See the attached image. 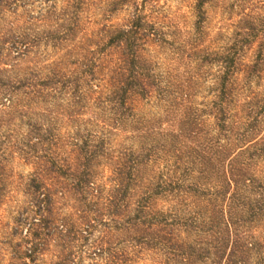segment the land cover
I'll return each mask as SVG.
<instances>
[{
  "label": "trees",
  "instance_id": "1",
  "mask_svg": "<svg viewBox=\"0 0 264 264\" xmlns=\"http://www.w3.org/2000/svg\"><path fill=\"white\" fill-rule=\"evenodd\" d=\"M139 1L110 0L88 34L85 14L94 0H0V107L8 109V118L0 119V181L8 155L34 168L29 181L38 219L26 230L31 239L24 254L42 252L52 237H87L100 223L96 255L116 259L150 250L163 255L161 264H264L258 111L247 122L232 113L236 75L251 78L264 62V44L259 39L250 65L241 63L234 45L204 50L202 61L219 63L221 70L207 109H193L181 85L162 86L147 45L168 41L155 7ZM206 1L195 0L196 32ZM34 3L40 4L36 12ZM125 3L131 5L126 19L112 23ZM246 23L248 49L258 31ZM41 46L61 53L49 60L43 52L24 68L17 64ZM153 92L171 108L182 106L177 129L153 134V123L140 114V102ZM203 112L212 117L207 126ZM59 200L77 204L79 225L51 217ZM121 242L131 251L118 248Z\"/></svg>",
  "mask_w": 264,
  "mask_h": 264
},
{
  "label": "rangeland",
  "instance_id": "2",
  "mask_svg": "<svg viewBox=\"0 0 264 264\" xmlns=\"http://www.w3.org/2000/svg\"><path fill=\"white\" fill-rule=\"evenodd\" d=\"M110 0H94L90 7L85 22L87 33L96 30L94 21H100L99 13H102ZM139 1V0H138ZM146 7L154 6L155 12L161 20L163 31L167 43L162 46L155 44L147 45L148 55L155 61V72L159 74L162 80V86L167 83H176L182 86L183 90L190 93V104L193 109H207L213 98L214 80L219 74L221 66L219 63L203 62L201 55L204 50L224 51L231 46H235L240 56L241 63L250 65L256 45L264 44V0H207L203 6L205 10V21L200 32H196L193 22L196 19L195 0H147ZM140 2V1H139ZM59 4V2H58ZM38 3H34L32 10H38ZM21 11V9H19ZM131 11V5L125 3L119 10L112 15V23H122L128 13ZM8 19L12 18L8 14ZM88 17H91L90 19ZM253 24L257 28L258 36L246 48L245 26L247 23ZM80 36V34L78 35ZM47 55V59L58 56L59 50H52L51 47L44 49L40 47L38 53H30L26 57L18 60L21 68L31 66L41 56ZM42 54V55H41ZM43 60L42 58L40 61ZM11 63V62H8ZM235 86V104L233 106V119L247 122V118L256 115L257 138L262 137L264 143V62L258 70L253 73L248 81L243 79L241 72L236 75ZM17 97L24 101L25 97L18 94ZM140 114L146 121L152 122L153 134L167 132L177 129L178 121L182 116L183 108L176 105L171 108L163 96H157L153 92L150 97L142 100L139 105ZM8 109L0 107V119L5 120L8 117L4 114ZM248 111H254L248 117ZM85 114L83 117H89ZM253 116V117H252ZM201 119L205 125L211 123L212 117L203 112ZM14 122L18 123L16 119ZM5 126L0 122V133ZM67 129H63V133ZM261 142V141H260ZM261 142V143H262ZM6 157V156H5ZM3 175L0 181V264H20L27 262L29 264H161L163 255L150 250H139L127 257L111 258L108 254L102 253L96 255L94 248L96 240L102 235L103 225L94 224L90 234L70 241L59 240L52 237L48 246L42 252L36 253L32 257L24 254L25 248L30 245L31 236L26 232L32 219H38L36 216L37 206L33 199V189L30 186V178L34 168L31 162L25 161L19 155L14 153L8 155L2 163ZM259 167L264 170V159L259 162ZM105 168H100L103 175H107ZM72 201L59 200L52 208V218H66L79 225L80 212ZM85 235V234H83ZM69 239V240H68ZM70 241L71 249H67L64 242ZM117 242L116 239L112 240ZM120 241V240H119ZM63 244V247L60 244ZM67 244V243H66ZM127 242H121L117 247L131 251ZM66 258V259H65ZM113 261H111V260ZM174 264V263H170ZM181 264V263H178ZM196 264H202L200 262Z\"/></svg>",
  "mask_w": 264,
  "mask_h": 264
}]
</instances>
